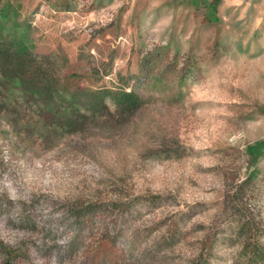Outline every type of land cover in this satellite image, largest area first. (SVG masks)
I'll use <instances>...</instances> for the list:
<instances>
[{"label": "rangeland", "instance_id": "374dc122", "mask_svg": "<svg viewBox=\"0 0 264 264\" xmlns=\"http://www.w3.org/2000/svg\"><path fill=\"white\" fill-rule=\"evenodd\" d=\"M0 264H264V0H0Z\"/></svg>", "mask_w": 264, "mask_h": 264}]
</instances>
